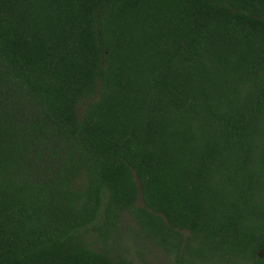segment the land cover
<instances>
[{"label": "trees", "instance_id": "obj_1", "mask_svg": "<svg viewBox=\"0 0 264 264\" xmlns=\"http://www.w3.org/2000/svg\"><path fill=\"white\" fill-rule=\"evenodd\" d=\"M124 212L264 264V0H0V264H137Z\"/></svg>", "mask_w": 264, "mask_h": 264}, {"label": "rangeland", "instance_id": "obj_2", "mask_svg": "<svg viewBox=\"0 0 264 264\" xmlns=\"http://www.w3.org/2000/svg\"><path fill=\"white\" fill-rule=\"evenodd\" d=\"M87 99L85 102L90 101ZM86 104V103H85ZM80 103L78 110L81 112L83 106ZM137 224L128 213H123L119 231L121 242L124 243L130 250L131 258L137 264H173V258L162 247L156 245L141 235H137ZM217 264H252L245 259L224 260Z\"/></svg>", "mask_w": 264, "mask_h": 264}]
</instances>
